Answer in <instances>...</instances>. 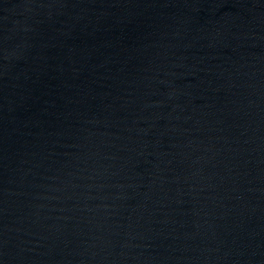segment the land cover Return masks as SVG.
Returning a JSON list of instances; mask_svg holds the SVG:
<instances>
[{"label":"water","instance_id":"obj_1","mask_svg":"<svg viewBox=\"0 0 264 264\" xmlns=\"http://www.w3.org/2000/svg\"><path fill=\"white\" fill-rule=\"evenodd\" d=\"M0 264H264V0H0Z\"/></svg>","mask_w":264,"mask_h":264}]
</instances>
